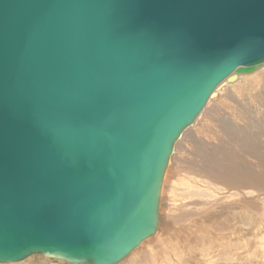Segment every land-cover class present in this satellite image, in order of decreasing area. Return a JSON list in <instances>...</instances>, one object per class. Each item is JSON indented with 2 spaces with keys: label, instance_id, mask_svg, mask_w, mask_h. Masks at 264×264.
Returning <instances> with one entry per match:
<instances>
[{
  "label": "water",
  "instance_id": "water-1",
  "mask_svg": "<svg viewBox=\"0 0 264 264\" xmlns=\"http://www.w3.org/2000/svg\"><path fill=\"white\" fill-rule=\"evenodd\" d=\"M263 65L264 0H0V263L124 259L183 131Z\"/></svg>",
  "mask_w": 264,
  "mask_h": 264
},
{
  "label": "rangeland",
  "instance_id": "rangeland-1",
  "mask_svg": "<svg viewBox=\"0 0 264 264\" xmlns=\"http://www.w3.org/2000/svg\"><path fill=\"white\" fill-rule=\"evenodd\" d=\"M202 116L175 144L157 231L116 264H264V196L211 175L220 163L258 168L264 155V65L223 86ZM194 182L202 185L203 197L186 190ZM240 212L243 224L236 220ZM228 221L233 233L218 228ZM5 264L69 263L32 255Z\"/></svg>",
  "mask_w": 264,
  "mask_h": 264
},
{
  "label": "bare ground",
  "instance_id": "bare-ground-1",
  "mask_svg": "<svg viewBox=\"0 0 264 264\" xmlns=\"http://www.w3.org/2000/svg\"><path fill=\"white\" fill-rule=\"evenodd\" d=\"M238 76L239 75H237V77ZM237 77L236 78L234 77L231 80L225 79L222 83H220L217 86V88L214 90L213 94L211 95V97L207 101L206 105H208L211 101L216 100L217 92L220 89H222V87L225 86L227 83L229 84V83L235 81L237 79ZM206 105L204 106V108L206 107ZM204 108L201 110V112L199 113V115L197 116V118L195 119V121L193 122V124L190 125L191 127L196 128L198 126V123L200 121L199 119L202 116V113L204 111ZM202 122H203V120H202ZM191 127H189V128L187 127L188 128L187 131H189V129ZM184 131H183V133H184ZM197 132H199V131H197ZM195 133H193V134H195ZM183 136H184V134H183ZM183 136L181 138H183ZM175 149H176V146L174 147V152L172 154L175 153ZM172 157H171V159H172ZM257 159H258V168L257 169H254V170L251 167H248V166H251V164L246 163V162H245V164H243V168L242 169L240 167L232 164V163H224V164L220 163L218 165V168L219 169L217 171H214L213 174L211 172L210 173H211V175H214L215 177H219V178L223 179L229 185H233L234 186V185H236V184H234V182H237L239 186H235V188L236 189L237 188L239 189L240 187H242V188H244V190L247 191V193H250V195H262V196H264V155H260ZM169 171H170V159H169V163L167 165V169H166V172H165V175H164V178H163V182H162V185H161V191L164 190V187L162 189L163 183H165V185H167L168 182H169V180H170V179L169 180H166L165 179L166 177L167 178L170 177ZM169 183H171V182H169ZM194 184H195V186H193L194 189H190L188 187H185L186 190L188 192H190V193H193L194 196L197 195L198 197L199 196L200 197L201 196L203 197V194H202L203 193L202 192L203 187H202V185L199 184V183H196V182H194ZM235 193L237 195L239 194V192H237V191ZM160 203H161V192H160ZM248 203L250 205H252V206L254 205V202L252 200H249ZM159 206H160V204H159ZM237 217H236V220L239 221L241 224H243L244 221H245V219H246L245 215L244 214L242 215L241 212H240V214H237ZM229 227H231V225H229V221H228L226 224L223 225V227L220 228V226H219L218 228L221 229V230H226L228 233H233V228L232 227L229 228ZM15 263H17V262H15ZM0 264H5V263H0Z\"/></svg>",
  "mask_w": 264,
  "mask_h": 264
}]
</instances>
